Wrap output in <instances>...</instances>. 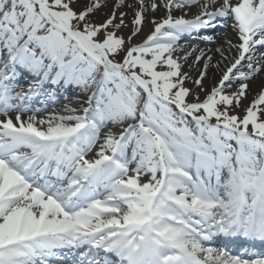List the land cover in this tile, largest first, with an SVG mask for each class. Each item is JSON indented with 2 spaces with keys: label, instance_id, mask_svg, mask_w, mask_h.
<instances>
[{
  "label": "snow or ice",
  "instance_id": "snow-or-ice-1",
  "mask_svg": "<svg viewBox=\"0 0 264 264\" xmlns=\"http://www.w3.org/2000/svg\"><path fill=\"white\" fill-rule=\"evenodd\" d=\"M77 4L0 0V264H264V0Z\"/></svg>",
  "mask_w": 264,
  "mask_h": 264
},
{
  "label": "rangeland",
  "instance_id": "rangeland-1",
  "mask_svg": "<svg viewBox=\"0 0 264 264\" xmlns=\"http://www.w3.org/2000/svg\"><path fill=\"white\" fill-rule=\"evenodd\" d=\"M86 2H87V0H78V4L76 6L79 7L80 5H83ZM158 2H159V0H158ZM108 10L109 9H105L104 11H108ZM195 11H196V8L193 7L189 11L188 18H190L191 15H192V13H194ZM129 12H131V10H129ZM174 14L177 15V16H179L182 13L176 12ZM164 15H165V10L163 8H160L155 13L149 12L148 13L149 19H146L145 24L143 26V31L141 32V34L139 36H137L134 39L133 42L134 43H139V42H141L143 40V38L146 37V35L148 34V30L149 29H152V24L150 23V20L151 19L160 20V19H162L164 17ZM98 17L103 18V12L98 13ZM124 34L125 35L128 34V29H125ZM222 39H225V40L226 39H231L233 43H238L239 42L237 40V38H236V33L232 30V28L231 27H225L223 30H221L219 32V34L216 37L215 42L214 43H211L209 45L200 44V43L199 44L198 43H190V42H183V43L180 42V43L184 47L185 51H190L193 47H195L198 50L202 49V50H204L205 53H207L209 55H212L213 56V62L212 63L214 65V56H218L221 59L220 54L217 53L215 50L217 48H224V49H227L228 48V45L225 43V40H222ZM209 50H211V51H209ZM198 54H199L198 51L197 52H194L188 58V61L185 64L184 69H183L185 72H189L190 75L193 78H196L199 75V72L202 69L203 64L206 62V61H200L199 63H194L195 58H196V56ZM234 54H235V52L233 50L232 55H234ZM226 55H227V52H226ZM229 58H231V57H229ZM223 62L225 64L228 63V61H226V60L223 61ZM259 78L260 77H258L256 80H254V81L251 82V88L253 89V94L255 92L259 91V88H260L261 83L264 82V77L263 78L261 77L262 79L261 78L259 79ZM218 79H219V73L215 70L214 67L210 68L208 77L204 81L205 87L206 88H210ZM258 79H259V81H258ZM253 84H255L254 87H253ZM186 86H188L190 88H194L195 87V85H193L191 83V81L187 82ZM77 97L81 98L82 100L86 98L81 93H79L77 96H74L73 98H77ZM201 98H203V93H201ZM251 99H252V96L249 95L248 99L245 100V101H243L244 105H247ZM69 100H71V104L72 105H74V106L77 105V103L74 102V101H72V99H69ZM66 104H70V102L67 101V102L63 103V106L66 105ZM241 114H243V113L241 112Z\"/></svg>",
  "mask_w": 264,
  "mask_h": 264
},
{
  "label": "bare ground",
  "instance_id": "bare-ground-1",
  "mask_svg": "<svg viewBox=\"0 0 264 264\" xmlns=\"http://www.w3.org/2000/svg\"><path fill=\"white\" fill-rule=\"evenodd\" d=\"M151 30H152V29H149V30H148V34H150ZM148 34H147V35H148ZM224 40H225V39H224ZM218 60H220V58H219L218 56H214V65H215L216 61H218ZM223 64H225V63L222 62V65H221L222 67H223ZM260 78H261V77H260ZM260 78H259V79H260ZM262 78H263V77H262ZM262 78H261V79H262ZM259 79H258V81H259ZM254 86H255V84H253V87H254ZM252 92H253V89H252Z\"/></svg>",
  "mask_w": 264,
  "mask_h": 264
}]
</instances>
